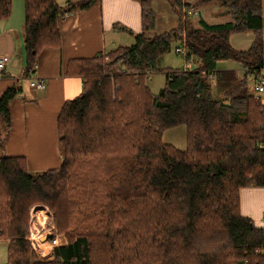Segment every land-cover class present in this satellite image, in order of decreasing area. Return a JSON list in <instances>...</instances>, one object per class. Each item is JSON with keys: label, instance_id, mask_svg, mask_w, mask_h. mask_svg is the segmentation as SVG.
Returning <instances> with one entry per match:
<instances>
[{"label": "trees", "instance_id": "16d2710c", "mask_svg": "<svg viewBox=\"0 0 264 264\" xmlns=\"http://www.w3.org/2000/svg\"><path fill=\"white\" fill-rule=\"evenodd\" d=\"M97 1L22 0L27 77L43 49L59 47L64 14ZM168 1L179 12L180 0ZM213 2L229 20L199 15L183 25L179 17L169 30L149 34L153 0H138L132 44L67 61L64 73L81 77L83 86L56 116L61 163L31 172L25 157L0 155L6 264H264V227L240 208L242 188L264 186V107L246 76L216 64L234 60L254 79L261 74L264 0L193 4ZM11 3L0 0V19L11 15ZM183 30V57L193 66L159 68ZM248 31L247 49L230 44L231 34ZM155 71L166 79L157 93L148 84ZM17 92L12 85L0 95V135L10 128ZM179 125L184 148L162 140L165 129ZM36 203L47 208L58 237L47 261L25 238Z\"/></svg>", "mask_w": 264, "mask_h": 264}, {"label": "crops", "instance_id": "0c3cea01", "mask_svg": "<svg viewBox=\"0 0 264 264\" xmlns=\"http://www.w3.org/2000/svg\"><path fill=\"white\" fill-rule=\"evenodd\" d=\"M9 19L10 16L0 19V56H9L4 69L0 70V95L12 85L18 88V92L9 103L11 125L6 134L0 135V155L23 156L29 170L42 171L61 163L56 116L64 101L79 95L83 86L81 77L64 73L67 61L103 54L108 51L109 45L125 39V32L138 33L139 3L135 0H98L86 9L65 13L60 21L59 47L43 49L37 58V68L31 74L45 80L43 90L28 83L30 88H27L25 84L24 78L28 77L24 71L23 24L16 28ZM252 38L253 35L249 45ZM258 95L264 107V92ZM1 127L0 117V130ZM240 208L242 214L251 218L256 226L264 227L261 220L264 186L242 188ZM3 241L7 245V241ZM1 260L3 262L4 256Z\"/></svg>", "mask_w": 264, "mask_h": 264}, {"label": "rangeland", "instance_id": "374dc122", "mask_svg": "<svg viewBox=\"0 0 264 264\" xmlns=\"http://www.w3.org/2000/svg\"><path fill=\"white\" fill-rule=\"evenodd\" d=\"M138 2V0H135ZM58 2L61 4L64 2V0H58ZM12 4V11L10 15V21L12 22V25L14 27H21L23 24V3L22 0H13ZM153 8L156 12L157 18H156V24L153 29V31H150L151 33H159L166 30H169L170 28L174 27L177 24V20L180 17V11H176L173 9L169 3L168 0H153ZM199 13L197 15L191 16V22H196L198 16L206 18V20L210 23H220L229 20V16L217 2L209 3L206 5H198ZM181 20V19H180ZM182 23V21H181ZM116 26H120L121 24H115ZM185 31V30H183ZM182 31V32H183ZM181 32V33H182ZM125 39H122L120 41H116L115 44L109 45L107 49H112L116 47L117 45H130L134 41V35L130 34V31H127L124 33ZM250 37H252V34L250 31L243 32V33H235L231 34L229 37L230 44L235 48H246L249 46L250 43ZM179 45L178 39H173L171 43V49L165 53L163 56H161L158 59V67L159 68H184L185 58L181 56L179 53L174 51L175 46ZM191 66H193L191 59L190 61ZM217 66L219 68H228V69H236L239 72V75L243 76L242 67L239 63H237L234 60H220L216 62ZM17 74L19 72H16ZM261 74H264V69L262 70ZM21 75V74H19ZM30 77V76H29ZM29 77L24 78L26 80V86L27 88H30L27 83H29ZM251 86L253 84V76L248 78ZM165 75L162 71H155L150 73V78L148 80L149 87L152 92L157 93L165 84ZM213 80H211V83L213 84ZM214 87V86H213ZM251 91L253 94H256L251 88ZM254 101H258L253 97ZM12 100V99H11ZM260 102V100H259ZM162 140L167 143H171L179 148H184L185 146V126L179 125L176 127L165 129L162 133ZM31 172H39L41 170H30ZM35 205V204H34ZM36 205L46 208L44 205H41L40 203H36ZM47 209V208H46ZM264 221V219H261ZM0 239V263L5 264L6 258H5V247L6 243L5 241H1ZM4 256V260L2 262L1 258Z\"/></svg>", "mask_w": 264, "mask_h": 264}, {"label": "built area", "instance_id": "2783aa9c", "mask_svg": "<svg viewBox=\"0 0 264 264\" xmlns=\"http://www.w3.org/2000/svg\"><path fill=\"white\" fill-rule=\"evenodd\" d=\"M194 2H196V0H180L179 11L180 19L183 25L186 24L187 20L191 18V16L197 15L199 13L197 5L193 4ZM184 36L185 31L181 33L179 45L175 46L174 51L186 57L187 47ZM8 57L9 56L6 54L0 56V70L4 69L6 63L9 60ZM105 59H108V57L105 56ZM191 67L192 66L190 62L186 59L184 68L190 69ZM33 68L36 70L37 64H34ZM242 71V75L246 76L247 78L254 75L253 71L249 67L242 66ZM28 84L39 90H43L45 88V80L39 76L29 77ZM253 90L257 92L254 94L255 99L258 100V102L260 100L261 103L263 100L258 95V93L264 92V74L258 75V77L255 79L253 77ZM262 218L264 219V211L262 212ZM48 234L50 235L46 238ZM25 238L29 242V245L33 249L38 259L47 261L53 258L54 246L58 243V237L52 216L46 208L36 204L30 208L28 229Z\"/></svg>", "mask_w": 264, "mask_h": 264}, {"label": "water", "instance_id": "95a60500", "mask_svg": "<svg viewBox=\"0 0 264 264\" xmlns=\"http://www.w3.org/2000/svg\"><path fill=\"white\" fill-rule=\"evenodd\" d=\"M50 234H48L47 236H46V238L49 236Z\"/></svg>", "mask_w": 264, "mask_h": 264}]
</instances>
